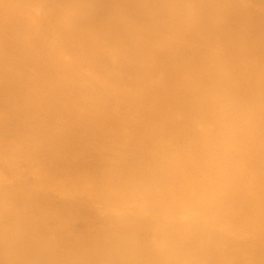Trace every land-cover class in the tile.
<instances>
[{"label":"rangeland","instance_id":"obj_1","mask_svg":"<svg viewBox=\"0 0 264 264\" xmlns=\"http://www.w3.org/2000/svg\"><path fill=\"white\" fill-rule=\"evenodd\" d=\"M139 1L181 18L177 39L199 70L175 76L204 100L139 99L87 65L77 36L94 27L68 26L62 47L0 0V222L15 232L26 222L33 240L264 246V0Z\"/></svg>","mask_w":264,"mask_h":264},{"label":"bare ground","instance_id":"obj_2","mask_svg":"<svg viewBox=\"0 0 264 264\" xmlns=\"http://www.w3.org/2000/svg\"><path fill=\"white\" fill-rule=\"evenodd\" d=\"M6 1L14 10H29L26 13L37 18V27L44 32L51 29L62 47L71 44V40L60 35L68 26L94 27L95 31L77 36L83 42L81 55L89 58L87 65L100 70L118 88L130 87L137 98L164 107L177 104L180 98L192 102L204 100L198 96L201 89L198 85L188 83L186 77L175 76L182 65L184 71L199 70L194 64V53L186 48L187 42L177 39L182 36L178 16L161 11L149 13L139 0ZM100 19L105 22L98 23ZM157 66L163 70L155 74ZM208 77L209 73L204 78ZM161 79L166 82L159 90ZM178 84L186 90L166 92ZM25 223L21 232H15L5 221L0 222V264H264V246L249 245L231 253L213 243L201 248L204 241L150 244L128 233L112 238L93 234L95 238H88L70 231L37 234L38 238L33 240L36 233H30L31 228Z\"/></svg>","mask_w":264,"mask_h":264}]
</instances>
